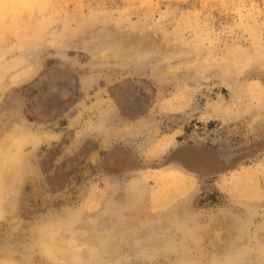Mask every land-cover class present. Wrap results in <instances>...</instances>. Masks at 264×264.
<instances>
[{
  "label": "rangeland",
  "instance_id": "rangeland-1",
  "mask_svg": "<svg viewBox=\"0 0 264 264\" xmlns=\"http://www.w3.org/2000/svg\"><path fill=\"white\" fill-rule=\"evenodd\" d=\"M100 95L108 138L84 127ZM0 123V143L15 124L43 137L0 195V262L60 264L34 230L88 213L122 243L83 264H264V0H0Z\"/></svg>",
  "mask_w": 264,
  "mask_h": 264
},
{
  "label": "bare ground",
  "instance_id": "bare-ground-1",
  "mask_svg": "<svg viewBox=\"0 0 264 264\" xmlns=\"http://www.w3.org/2000/svg\"><path fill=\"white\" fill-rule=\"evenodd\" d=\"M137 55L132 54V56H131V54H130L129 55V56H131L130 58L120 60L119 62L114 60L115 63H112V66H120L121 67L124 65H129V63H131L132 61L136 62V61H138V58H139V55L138 56ZM103 56H105V55H103ZM108 56H109V54H108ZM112 56H114V55H112ZM79 59H81V58H79ZM110 59H109V57H107V58L105 57L104 59H102L99 62H97V60H96L95 62H93V61L89 62L88 61V63H90V64L92 63L93 66H98V65H103V64L104 65L105 64H111L112 60H110ZM87 80H88V82H84V83H86V84H84V88L86 90H88L92 86V84L95 82V80L90 76L87 77ZM95 99H97V100L92 104L91 109L94 110V112H97V114H96L97 120H96V122H95V120H91V119L86 120L85 124H84L85 125L84 126L85 132L86 133L89 132V134H90V131L94 130V128L96 127L99 132H104L103 134L106 136V135L110 134V132L113 131L110 129L109 131L106 132V130L104 129V127H106V126L103 125L107 121V119H109L108 114L104 111V109L102 107L106 98H102L100 95V97L96 96ZM107 99L109 101L112 100L110 98H107ZM78 117H80V115ZM18 123H21V122H18ZM137 129L138 128L135 126L134 127L130 126L128 130L131 131V133H134V132H136ZM125 130L126 129H124L123 131H125ZM33 131L30 132L29 130H27L26 126L22 127L19 124H15L13 129L5 135V137L2 139V141L0 143V195L1 196L6 191L5 190L6 182L9 181L7 179L8 178L10 179L13 174H16L17 171L19 172L23 167H25L24 164H25L27 159H26V155L24 152V148L28 144H32V146H34V148H37L40 145L41 141L43 140V137L41 135H39L37 133H33ZM123 131L121 133H124ZM80 134H82V133H80ZM46 137H47V135H46ZM108 137H109V135L107 136V138ZM165 147L166 146H163L162 149H164ZM28 165H30V164H28ZM29 171H31V170H29ZM21 173H22V171H20V174ZM11 181H13V180H11ZM260 184H264V183L262 182ZM139 198L140 197H138V199ZM259 200L260 201L264 200V193L263 192L260 194ZM2 203L3 202L0 200V220L2 219L4 212H5ZM144 203L148 204L147 199L144 200L143 204ZM4 204H6V203H4ZM96 207H97V205H96ZM97 210H99V209H97ZM92 213L95 214V212H92ZM103 213H101V214H103ZM83 216L84 215H82V217ZM151 218H153V217H151ZM104 221H105V219L103 218L102 215H93V214L90 215L87 213V216L85 218H83L81 225H79V228L77 230H75V228L78 226L72 227V228H74L73 229L74 231H71L72 228H71V230L69 229L70 232H69L68 236L63 237V234H61L60 232H61V229H63L62 227L65 224L64 223H58L55 219H48L47 221H45L44 224L40 225L38 230H34V236H35L34 239L35 240L32 243H30L29 246H26V247L32 253H34V254L37 253V254H39V255H41V256L49 259V260L56 261L60 264H83V261L86 259L85 258L86 256H84L86 253H84L81 250L82 247H86L88 254L92 253L95 249H98L100 252L99 258L101 257L103 260L108 261L109 259H108L107 255H108L109 251H113V250L118 251L119 244H121L122 242L120 241L121 236H119L118 234L115 236L116 233H115L114 229L106 228L103 226V224H105ZM136 222L132 226H129V229H126V232L124 233L123 238L124 237H126L128 239L133 238L132 241L133 242L136 241V243H137L138 241L134 240V239L138 238V234L140 232V231H138V229H139L140 225H137ZM120 228L121 227H118V229L116 228V230L120 231ZM65 235H67V234H65ZM112 236H114V238ZM111 237H112V239H111ZM130 240L131 239H129V241ZM113 262H114V260H113ZM1 264H27V263H21V262L16 261L15 259L11 258V259L4 260V262H2Z\"/></svg>",
  "mask_w": 264,
  "mask_h": 264
},
{
  "label": "flooded vegetation",
  "instance_id": "flooded-vegetation-1",
  "mask_svg": "<svg viewBox=\"0 0 264 264\" xmlns=\"http://www.w3.org/2000/svg\"><path fill=\"white\" fill-rule=\"evenodd\" d=\"M61 80V84H54L53 83V87H52V92L51 95L52 98H55L54 102H55V107H60L61 105L65 104L66 102L70 101L72 99L71 95L73 94V90L68 86L66 78H62L59 79V81ZM125 85L123 86L121 93L123 94L122 96L124 97L128 90L125 91ZM130 88V87H129ZM127 88V89H129ZM137 90V89H136ZM126 92V93H125ZM138 91L134 92V94H136ZM125 93V95H124ZM47 95V97L49 96ZM142 95V94H141ZM144 98V95H142ZM124 99V98H123ZM125 102L129 103V105H131V109L133 110H137V108L139 107V105H132V102H134V100L132 99L131 101H127L124 99ZM144 102V101H143ZM144 107V106H143Z\"/></svg>",
  "mask_w": 264,
  "mask_h": 264
},
{
  "label": "water",
  "instance_id": "water-1",
  "mask_svg": "<svg viewBox=\"0 0 264 264\" xmlns=\"http://www.w3.org/2000/svg\"><path fill=\"white\" fill-rule=\"evenodd\" d=\"M242 152H234V151H231V152H228V153H225V154H220L219 157L220 159L224 160L225 163H229V161H231L232 158L240 155Z\"/></svg>",
  "mask_w": 264,
  "mask_h": 264
}]
</instances>
